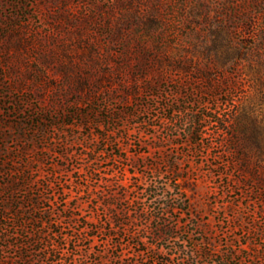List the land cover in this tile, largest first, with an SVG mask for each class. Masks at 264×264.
I'll return each mask as SVG.
<instances>
[{
    "label": "rangeland",
    "instance_id": "374dc122",
    "mask_svg": "<svg viewBox=\"0 0 264 264\" xmlns=\"http://www.w3.org/2000/svg\"><path fill=\"white\" fill-rule=\"evenodd\" d=\"M0 264H264V0H0Z\"/></svg>",
    "mask_w": 264,
    "mask_h": 264
},
{
    "label": "trees",
    "instance_id": "16d2710c",
    "mask_svg": "<svg viewBox=\"0 0 264 264\" xmlns=\"http://www.w3.org/2000/svg\"><path fill=\"white\" fill-rule=\"evenodd\" d=\"M197 120H198V119H195V120H194V123H195L194 125H195V126H198V124H197V123H198ZM198 121H199V120H198ZM191 141H192V144H193V145H198V143H199V140H198V138H196V136H195L194 139H192ZM15 186H16V185H10L11 190H15V189H16ZM31 202H32L31 199H29V200H28V203H31ZM33 208H34V210L36 209V204H33V203H32V206L27 208V213H31V212H33ZM21 209H22V208H20V209H18V210L15 209V211H14V215L20 217V216L22 215V213L20 212ZM3 210L5 211L6 208H3ZM183 211H187V210H183ZM14 220H15V219H14ZM25 221H26V220L23 221L22 219H20V221H17V222H25ZM28 221H32V222H33L34 220H33V219H28ZM171 231H172V230H167V232H166L165 235H166V236H169L168 233H170ZM207 255H209V254H207Z\"/></svg>",
    "mask_w": 264,
    "mask_h": 264
}]
</instances>
